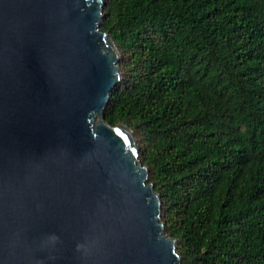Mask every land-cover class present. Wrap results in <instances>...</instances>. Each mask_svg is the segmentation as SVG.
<instances>
[{
	"label": "water",
	"instance_id": "95a60500",
	"mask_svg": "<svg viewBox=\"0 0 264 264\" xmlns=\"http://www.w3.org/2000/svg\"><path fill=\"white\" fill-rule=\"evenodd\" d=\"M106 0H0V264H183L136 132L106 121Z\"/></svg>",
	"mask_w": 264,
	"mask_h": 264
},
{
	"label": "trees",
	"instance_id": "16d2710c",
	"mask_svg": "<svg viewBox=\"0 0 264 264\" xmlns=\"http://www.w3.org/2000/svg\"><path fill=\"white\" fill-rule=\"evenodd\" d=\"M140 140L183 264H264V0H106Z\"/></svg>",
	"mask_w": 264,
	"mask_h": 264
},
{
	"label": "rangeland",
	"instance_id": "374dc122",
	"mask_svg": "<svg viewBox=\"0 0 264 264\" xmlns=\"http://www.w3.org/2000/svg\"><path fill=\"white\" fill-rule=\"evenodd\" d=\"M120 61H121V60H120ZM120 65H121V63H120ZM136 136H137L138 143H139V145H140V140H139V136H138V134H136Z\"/></svg>",
	"mask_w": 264,
	"mask_h": 264
}]
</instances>
